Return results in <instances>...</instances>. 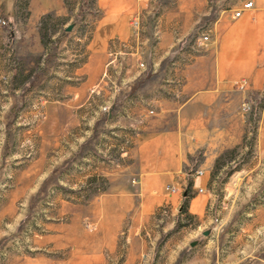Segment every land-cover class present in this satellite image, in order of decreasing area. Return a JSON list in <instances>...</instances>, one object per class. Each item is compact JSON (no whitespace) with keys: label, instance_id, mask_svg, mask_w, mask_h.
<instances>
[{"label":"rangeland","instance_id":"374dc122","mask_svg":"<svg viewBox=\"0 0 264 264\" xmlns=\"http://www.w3.org/2000/svg\"><path fill=\"white\" fill-rule=\"evenodd\" d=\"M0 1V17L7 21L0 26V264H126L124 230L111 250L108 198L122 195L134 203L126 216L135 211L140 187L132 148L146 128L164 127L153 104L162 75L148 66L142 70L140 58L126 59L127 68L136 66V78L115 73L104 92L67 110L71 96L60 88L69 84L66 46L75 35L65 34L64 21L49 13L41 21L53 37L42 41V32L27 22L25 0L15 6ZM67 5L75 15L71 22L86 34L95 0ZM142 93L149 103L138 97ZM229 105L233 116L211 121L247 131L217 156L236 148L231 163L221 161L214 174L216 158L208 168L204 191L191 188L193 197L209 196L204 212H190V200L185 204L182 196L205 169L207 155L197 150L183 169L187 184L177 180V191L170 183L164 189L165 196H177V205L158 207L157 225L144 236L146 252L129 264H264V131L252 132L264 124V83ZM239 135L227 136L235 141ZM242 169L247 178L230 183Z\"/></svg>","mask_w":264,"mask_h":264},{"label":"crops","instance_id":"0c3cea01","mask_svg":"<svg viewBox=\"0 0 264 264\" xmlns=\"http://www.w3.org/2000/svg\"><path fill=\"white\" fill-rule=\"evenodd\" d=\"M12 1L15 6L17 1ZM248 1H253V6L243 7ZM28 4L27 22L34 31L53 37L48 28L41 30V18L49 13L64 21V31L67 24H73L64 32L75 35L66 46L69 72L65 78L69 84L60 88V94L71 96L64 103L67 110L84 106L88 95L104 92L115 73L123 72L128 81L136 78V66L127 68L131 59L140 58L145 63L142 70L148 66L162 75L153 104L159 108L164 127L146 128L132 148L138 157L140 187L135 211L126 216L134 203L122 195L108 198L114 219L109 230L114 239L111 250H116L119 233L124 230L128 239L125 263L129 264L146 252L144 236L157 225L158 207L170 201L177 205V196H165L164 189L168 183L176 186L177 180L187 184L188 173L183 169L189 156L197 150L207 155L204 173L189 181L192 188L204 191L211 179L208 168L217 156L243 140L245 128L217 125L211 120L229 117L230 102L264 83V0H95L96 13L86 34L71 22L75 15L67 0H29ZM242 9V15L235 16ZM137 16L139 31L131 24ZM28 32L30 35L32 30ZM201 34H207L208 39L203 40ZM125 88L128 92V85ZM138 97L150 101L145 93ZM262 131L264 124L252 130ZM231 132L240 133V137L233 141L227 136ZM247 174V170H239L229 182L241 183ZM208 197H192L190 212L201 215Z\"/></svg>","mask_w":264,"mask_h":264},{"label":"trees","instance_id":"16d2710c","mask_svg":"<svg viewBox=\"0 0 264 264\" xmlns=\"http://www.w3.org/2000/svg\"><path fill=\"white\" fill-rule=\"evenodd\" d=\"M16 1V0H15ZM29 3V0H25L24 1V3H23V5H25V7H26V5ZM22 5V6H23ZM40 24H41V30H42V28H47V25L46 24H42V21L40 22ZM43 29V30H44ZM47 30V29H46ZM42 32V31H41ZM49 37V33L47 34V32H46V34L45 33H42L41 34V39H42V41L45 39V38H48ZM236 158V148H232L231 150H226V151H224V153L220 156V157H218L217 158V161H216V164H215V171L213 172L214 174H215V172H217L218 170H219V166H220V162L221 161H223V162H229V163H231V161H233L234 159ZM232 170V169H231ZM232 171H230V172H228L229 174L231 173ZM192 184L191 183H188V188H187V190H186V194H185V196H184V201H185V204H188V202H189V200L193 197V195H192V191H191V188H192Z\"/></svg>","mask_w":264,"mask_h":264},{"label":"built area","instance_id":"2783aa9c","mask_svg":"<svg viewBox=\"0 0 264 264\" xmlns=\"http://www.w3.org/2000/svg\"><path fill=\"white\" fill-rule=\"evenodd\" d=\"M251 6H253V1H248L246 3L243 4V7L245 8H250ZM242 12H243V9L242 10H238L235 12V16L239 17L242 15ZM7 23L6 19L5 18H2L0 17V26L1 27H4V25ZM133 25L139 29L140 27V18L137 16L133 19ZM203 40H207L208 39V35L207 34H204L201 36ZM142 66H144V63H142ZM151 113H154V110H150ZM204 173V170L200 169V171H198V175L200 174H203ZM172 190L173 191H177V187L173 186L172 187ZM199 191H203V188L200 187Z\"/></svg>","mask_w":264,"mask_h":264},{"label":"water","instance_id":"95a60500","mask_svg":"<svg viewBox=\"0 0 264 264\" xmlns=\"http://www.w3.org/2000/svg\"><path fill=\"white\" fill-rule=\"evenodd\" d=\"M73 24H67V26L65 27V31H69L72 28ZM186 194V191L184 192V196Z\"/></svg>","mask_w":264,"mask_h":264}]
</instances>
